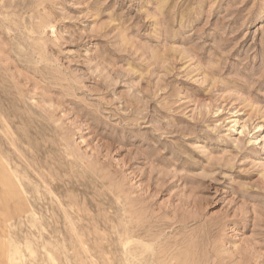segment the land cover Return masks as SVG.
<instances>
[{
    "label": "rangeland",
    "instance_id": "1",
    "mask_svg": "<svg viewBox=\"0 0 264 264\" xmlns=\"http://www.w3.org/2000/svg\"><path fill=\"white\" fill-rule=\"evenodd\" d=\"M0 264H264V0H0Z\"/></svg>",
    "mask_w": 264,
    "mask_h": 264
}]
</instances>
